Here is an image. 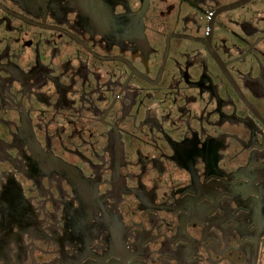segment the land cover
I'll return each instance as SVG.
<instances>
[{"label":"flooded vegetation","instance_id":"obj_1","mask_svg":"<svg viewBox=\"0 0 264 264\" xmlns=\"http://www.w3.org/2000/svg\"><path fill=\"white\" fill-rule=\"evenodd\" d=\"M0 264H264V0H0Z\"/></svg>","mask_w":264,"mask_h":264}]
</instances>
